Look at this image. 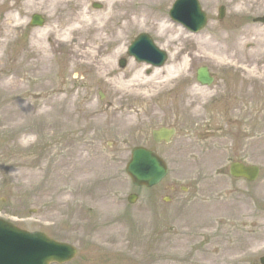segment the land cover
<instances>
[{
    "label": "rangeland",
    "instance_id": "obj_1",
    "mask_svg": "<svg viewBox=\"0 0 264 264\" xmlns=\"http://www.w3.org/2000/svg\"><path fill=\"white\" fill-rule=\"evenodd\" d=\"M81 1L91 15L108 12L105 0ZM175 1L152 8L175 33L158 37L153 19L123 32V53L111 60L113 75L101 78L100 64L76 59L75 48L55 39L58 10L52 3L39 0L30 7L28 0H0V217L77 246L80 256L70 264H230L250 251L245 264H259L264 252V60H251L259 51L254 42L242 39L239 58H232L214 40L249 28L264 33V24L254 21L264 16V0H201L209 23L199 34L171 20ZM132 2L123 9L136 8L139 1ZM34 14L46 18L47 37L39 46L41 29L29 27ZM122 22L113 23L117 30L106 37L119 36ZM140 34L168 53L166 66L184 67L165 91L152 88L146 98L121 99L111 79L127 81L133 67L149 77L148 66L127 55ZM211 39L214 46L206 43ZM124 58L128 65L122 69ZM201 66L210 68L214 85L196 82ZM198 91L205 100L192 105L191 94ZM57 97H70L66 118L57 116ZM89 103L93 111L86 109ZM113 108L133 113L134 125L111 131L119 115H109ZM161 127L178 129L172 145L156 148L170 174L130 205L128 195L137 192L125 172L131 150L152 146L151 133ZM234 161L260 166L262 177L251 185L232 181ZM168 194L172 199L165 204ZM228 244L232 248L222 250Z\"/></svg>",
    "mask_w": 264,
    "mask_h": 264
},
{
    "label": "bare ground",
    "instance_id": "obj_2",
    "mask_svg": "<svg viewBox=\"0 0 264 264\" xmlns=\"http://www.w3.org/2000/svg\"><path fill=\"white\" fill-rule=\"evenodd\" d=\"M39 0H28L30 3L29 6L33 7L34 3ZM108 3V12L104 16L100 15H91L88 9L83 10V3L81 0H43V4L46 6L53 4L54 8L57 7L58 17H55V23L59 30L55 29L53 32L55 39L59 41L64 46L69 45V47L75 48L74 56L78 60H88L94 64H100L101 72L99 73L101 78L111 77L113 75L114 69L111 66L112 58L118 57L123 53L122 45V36L123 32L128 30H134L139 28H145V22L149 19H153L154 22L159 25V34L160 38H168L173 33H175V27H172L168 20L163 17L157 16L158 13L152 12L154 6L159 7L166 3L167 0H138L136 8H130L128 11H125L124 6H131L134 4L132 0H105ZM249 2L250 0H244ZM242 2V0H238ZM259 2V1H258ZM44 5V6H45ZM263 5V4H261ZM239 11H245V8L241 5L237 6ZM123 21V22H122ZM122 22L120 24V30L122 33L116 34V38L106 37L105 33H112L117 29L113 27V23ZM41 33L38 41L35 43L36 46H39L40 43H43L47 37V33L42 36L45 32L41 29ZM225 35H220L215 37L214 40L218 43L217 47H222L219 52L223 53H232V58H239L237 54L239 53V48L243 46L242 39L246 42H254L258 48V54L251 55V60H264V56H261V53L264 52V33L263 31H254L249 28L248 30H241L240 32H233ZM183 36L182 33H179L178 39H181ZM214 40L211 39L210 42H206L207 45L214 46ZM44 46V44H42ZM106 46L111 47L113 50L109 53L106 50ZM41 47V46H40ZM42 55L47 58L46 47H41ZM201 54V53H200ZM204 57H208L204 52ZM214 57V55H213ZM209 58V57H208ZM47 60V59H46ZM45 60V61H46ZM89 64L90 66H92ZM136 66V65H132ZM182 67H177L174 64L167 66L162 69H155L151 76L144 77V68L139 69V67H133L130 71V77L127 81L126 76L119 78V80L111 79L109 83L111 86L115 87V94L120 95L121 99L125 98L127 95H132L134 100H139L140 98L148 97L152 95V88H155L157 93L165 91L170 86L175 84L174 80L179 78ZM201 91L192 92V96L195 97V100H192V105L198 101L203 102L205 100L203 93ZM59 94L58 90H54V95ZM78 100L87 103V97L81 96ZM57 102V116L61 118H66L70 115L69 103L70 97L58 98L54 100ZM116 104H119L118 101ZM68 107V108H67ZM88 111H93L95 105L92 103L87 104L86 106ZM118 107V106H117ZM121 108H113L109 111V115L112 116L113 113L119 111L118 122L116 126L110 128L111 131L121 132L125 127H131L134 125V115L132 116L131 112L128 111L127 115H124ZM97 112V111H96ZM108 122V121H107ZM136 123V122H135ZM136 126V124H135ZM222 252V250H221ZM243 260V257L236 259H230L232 263H239Z\"/></svg>",
    "mask_w": 264,
    "mask_h": 264
},
{
    "label": "water",
    "instance_id": "obj_3",
    "mask_svg": "<svg viewBox=\"0 0 264 264\" xmlns=\"http://www.w3.org/2000/svg\"><path fill=\"white\" fill-rule=\"evenodd\" d=\"M99 7V6H95ZM172 18L194 32L200 31L207 24L206 15L201 12L196 0H179L172 11ZM224 17V9L220 10V18ZM264 22V20H261ZM43 20L35 18L33 26H42ZM131 56H135L138 61H147L155 66H162L166 60V55L160 52L147 35H141L129 50ZM121 66L125 67L126 62L122 61ZM198 81L202 85H211L213 79L208 68H201L198 71ZM161 133H155L154 137L159 142ZM127 173L131 176L134 184L152 187L157 185L166 175V165L154 154L144 150L136 149L133 152L132 161L129 163ZM259 170L256 167H245L241 164L232 166V175L240 178L245 177L250 181H255ZM134 202V197L130 198ZM0 241L3 254L9 249V244H16L13 250L15 257L2 261L0 264H63L71 261L77 254L75 248L55 242L40 233H27L20 231L0 221ZM23 257L19 254L23 253Z\"/></svg>",
    "mask_w": 264,
    "mask_h": 264
}]
</instances>
